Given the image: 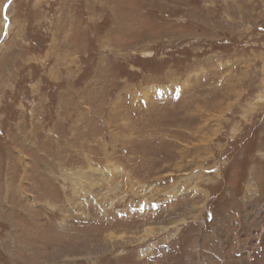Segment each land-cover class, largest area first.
<instances>
[{
    "label": "rangeland",
    "instance_id": "rangeland-1",
    "mask_svg": "<svg viewBox=\"0 0 264 264\" xmlns=\"http://www.w3.org/2000/svg\"><path fill=\"white\" fill-rule=\"evenodd\" d=\"M0 37V264H264V0H0Z\"/></svg>",
    "mask_w": 264,
    "mask_h": 264
},
{
    "label": "bare ground",
    "instance_id": "bare-ground-1",
    "mask_svg": "<svg viewBox=\"0 0 264 264\" xmlns=\"http://www.w3.org/2000/svg\"><path fill=\"white\" fill-rule=\"evenodd\" d=\"M7 14V13H6ZM7 22V21H6ZM117 26V25H116ZM9 29H10V27H9ZM7 34V33H6ZM7 36V35H6ZM5 36V37H6ZM1 38V37H0ZM150 93H151V91H149ZM132 93V92H131ZM151 94H153V93H151ZM252 189H251V187L249 186L248 187V194H249V192L251 191ZM197 226V225H196ZM199 228H200V226H199ZM217 235V234H216ZM33 240V239H32ZM28 241H30L29 239H28ZM36 242H37V240H36ZM31 244V243H30ZM29 244V245H30ZM27 245V244H26ZM168 245V244H167ZM196 250H197V248H195ZM238 253H241V255H239V257H241V263L240 264H249L250 263V258H251V256L250 255H252V254H249L248 252H242L240 249L237 251ZM260 252V250H257V258L259 257V255L261 256V257H263L264 258V256H263V254L261 255V254H258ZM253 257H255V256H253ZM188 263L190 264V262L188 261ZM212 264V263H211Z\"/></svg>",
    "mask_w": 264,
    "mask_h": 264
},
{
    "label": "water",
    "instance_id": "water-1",
    "mask_svg": "<svg viewBox=\"0 0 264 264\" xmlns=\"http://www.w3.org/2000/svg\"><path fill=\"white\" fill-rule=\"evenodd\" d=\"M9 5H10V4H7V6L5 7V8H6V10L8 9ZM5 19H6V21L8 22V19H7V16H6V14H5ZM5 36H6V31H5V33H4V35H3V37L1 38V41H2V39H4V38H5Z\"/></svg>",
    "mask_w": 264,
    "mask_h": 264
}]
</instances>
